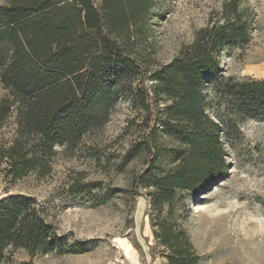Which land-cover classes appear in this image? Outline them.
Returning <instances> with one entry per match:
<instances>
[{"label": "trees", "instance_id": "trees-1", "mask_svg": "<svg viewBox=\"0 0 264 264\" xmlns=\"http://www.w3.org/2000/svg\"><path fill=\"white\" fill-rule=\"evenodd\" d=\"M150 5L151 0H101L99 7L94 0H8L0 6V81L8 92L0 100V184L8 190L30 174H49L55 148L72 149L101 129L122 96L148 115L167 100L157 124L177 132L184 149L170 170L157 175L148 168L135 185L152 191L153 234L167 263L200 264L187 233L162 215L167 205L172 209L177 192L197 194L225 174L224 128L207 112L206 91L221 72V53L250 42L251 18L238 0L224 2L218 17L153 72L149 92L133 39ZM214 91L239 121L264 116V79L229 77L215 82ZM10 121L14 128L7 137L2 130ZM61 249L34 198L1 197L0 263L19 250L35 257Z\"/></svg>", "mask_w": 264, "mask_h": 264}, {"label": "rangeland", "instance_id": "rangeland-1", "mask_svg": "<svg viewBox=\"0 0 264 264\" xmlns=\"http://www.w3.org/2000/svg\"><path fill=\"white\" fill-rule=\"evenodd\" d=\"M226 1L151 0L148 19L133 39L149 92L153 72L218 17ZM238 2L250 13L251 40L221 53V72L206 91L207 112L224 128L225 174L197 194L177 192L172 209L167 205L162 215L187 233L200 264H264V116L239 121L214 91L215 82L229 77L264 79V0ZM7 93L0 81V100ZM168 105L162 100L148 115L124 95L101 129L72 149L55 148L49 174H30L8 190L0 184V199L34 198L62 244L61 253L31 257L19 250L0 264H168L153 234L152 191L135 185L148 168L157 175L170 170L184 149L177 132L157 124ZM13 128L10 121L2 132L8 137Z\"/></svg>", "mask_w": 264, "mask_h": 264}]
</instances>
